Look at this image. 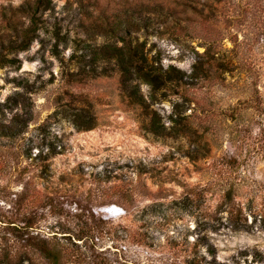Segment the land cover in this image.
I'll return each instance as SVG.
<instances>
[{
  "label": "rangeland",
  "instance_id": "obj_1",
  "mask_svg": "<svg viewBox=\"0 0 264 264\" xmlns=\"http://www.w3.org/2000/svg\"><path fill=\"white\" fill-rule=\"evenodd\" d=\"M26 1L0 0V264H264V0H53L22 49ZM142 43L157 78L125 84Z\"/></svg>",
  "mask_w": 264,
  "mask_h": 264
},
{
  "label": "trees",
  "instance_id": "obj_2",
  "mask_svg": "<svg viewBox=\"0 0 264 264\" xmlns=\"http://www.w3.org/2000/svg\"><path fill=\"white\" fill-rule=\"evenodd\" d=\"M24 7L29 10V12H32V19L30 28L24 31V39L19 46V48L22 49L29 44V41L34 37V33L38 30V17L36 14H42L45 11L52 9L53 0H28ZM54 34L59 41L66 40V37L61 35V27L56 26L54 28ZM143 48L144 44L142 43L133 51L129 49V51L126 52L124 48L117 49L118 58L121 62V70L123 71L125 78V84L136 78H142L148 83H152L156 80V74L153 72L154 66L148 62ZM54 50L56 54H59L60 51L57 45H55ZM9 62L15 63L17 62V59L12 58Z\"/></svg>",
  "mask_w": 264,
  "mask_h": 264
},
{
  "label": "bare ground",
  "instance_id": "obj_3",
  "mask_svg": "<svg viewBox=\"0 0 264 264\" xmlns=\"http://www.w3.org/2000/svg\"><path fill=\"white\" fill-rule=\"evenodd\" d=\"M113 208V207H112Z\"/></svg>",
  "mask_w": 264,
  "mask_h": 264
}]
</instances>
